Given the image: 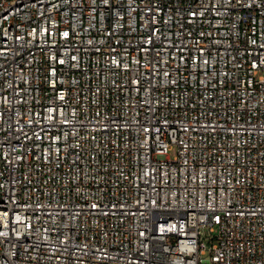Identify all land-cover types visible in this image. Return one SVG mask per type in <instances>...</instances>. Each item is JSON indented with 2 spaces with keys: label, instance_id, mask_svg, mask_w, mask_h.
<instances>
[{
  "label": "built area",
  "instance_id": "built-area-1",
  "mask_svg": "<svg viewBox=\"0 0 264 264\" xmlns=\"http://www.w3.org/2000/svg\"><path fill=\"white\" fill-rule=\"evenodd\" d=\"M0 264H264V0H0Z\"/></svg>",
  "mask_w": 264,
  "mask_h": 264
},
{
  "label": "rangeland",
  "instance_id": "rangeland-1",
  "mask_svg": "<svg viewBox=\"0 0 264 264\" xmlns=\"http://www.w3.org/2000/svg\"><path fill=\"white\" fill-rule=\"evenodd\" d=\"M176 153H177L176 148H174V149H172V150L170 151V155H171L172 157H174V156L176 155Z\"/></svg>",
  "mask_w": 264,
  "mask_h": 264
}]
</instances>
